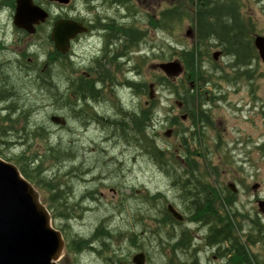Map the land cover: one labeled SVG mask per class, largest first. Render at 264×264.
Segmentation results:
<instances>
[{"label":"flooded vegetation","instance_id":"1","mask_svg":"<svg viewBox=\"0 0 264 264\" xmlns=\"http://www.w3.org/2000/svg\"><path fill=\"white\" fill-rule=\"evenodd\" d=\"M17 1L0 0V115L9 120L7 126L10 131L25 125L38 127L50 134H61L68 129L73 135L100 134L102 138L117 141L114 145L136 146L134 141H124V133L137 131L132 123L141 111L146 117L156 110L155 99H150L149 95L150 85L156 86V83H148V87L144 82L143 93L139 91L142 64L154 63L157 48L161 50L153 42L154 35L159 32L166 38V51L161 50V53L165 54L167 61H173L181 54V59H177L184 66L182 77L177 79L182 83L181 99L176 101L181 120L175 118L171 124L181 127L186 148L179 157L166 159L167 168L163 170L174 193L179 195L175 177L180 178L184 186L192 189L188 191L194 194H218L220 168H215L212 157L222 156L226 151L233 155L229 149L239 147L235 145L252 149L244 159L249 168L256 167L257 156L258 160H264V132L257 137L234 138L229 129L230 118L222 110L226 108L232 117H239L238 113L244 112L245 105L240 107L232 102V98L240 87L251 86L258 76L264 79V61L255 44L258 37H264V0H193L196 10L192 19L174 10L173 6L177 4L173 5L171 0H33L35 6L48 13V18L35 24L30 33L15 23ZM164 3H171V6L155 21L156 17L152 18L150 12H156ZM240 13L244 17H240ZM184 20L193 21L185 34L186 38H193L190 46L186 40L174 39V33L181 31ZM62 23H75L87 30L70 39L64 50L52 38L54 30ZM237 45L241 53L250 49L249 56H241L237 61ZM153 68L157 70L156 65ZM150 79L151 74L147 80ZM153 79L156 81V77ZM167 91L172 93L171 83ZM250 98L253 102L262 101L259 112L264 121V98L258 94H252ZM42 115H45L44 122L39 121ZM54 117L66 123L55 125L52 123ZM25 118H28L27 122ZM149 121L145 130L152 135L156 130L152 125L155 120ZM114 132L116 134L108 136ZM57 145L72 150L77 142L67 144L60 141ZM73 150L76 157L71 162L77 167L75 177L104 179L102 175H96L105 167L100 169L99 165L90 163ZM149 159L158 164L153 157ZM256 173L250 172L249 176L254 178ZM199 181L208 182L209 191ZM255 183L251 188L258 191L261 185ZM230 188L228 184L227 189ZM182 191H179L180 197ZM129 196L128 201L136 205L124 204L120 208L122 213H128L124 218L129 226L139 227L137 221L142 217L154 226L156 222L152 219L159 214L156 207L140 205V191L129 193ZM262 201L264 197L251 192L250 204L244 207L246 264H264ZM179 202L181 204L176 209L184 221L179 222L171 214V222L205 232L212 226V221L218 222L221 210L224 217L232 215L235 223L239 208V199L228 197L225 191V206L214 205V216L208 214L205 221L197 222L190 214L194 210L192 206L185 207L183 200ZM175 234L173 231L172 237L166 239L168 251L174 249ZM130 235L126 229L120 233L121 243L129 245L127 253L122 249V253L117 254L108 246L113 254H100L98 246H95L92 247V255L96 258L90 259L88 264H135L139 254H144V264H231L229 259L232 256L221 259L201 236L196 238L197 246H193L198 252L188 254L161 253L159 248H156L159 253H151L150 246L142 253L140 241L147 240L146 234L139 239Z\"/></svg>","mask_w":264,"mask_h":264},{"label":"rangeland","instance_id":"2","mask_svg":"<svg viewBox=\"0 0 264 264\" xmlns=\"http://www.w3.org/2000/svg\"><path fill=\"white\" fill-rule=\"evenodd\" d=\"M171 2H173V5L177 4L173 6L174 10L180 11L182 14L191 19L193 18L196 10V4L193 0H171ZM170 6L171 3L162 4L161 7L157 8L156 12H150L152 18L155 16V21L158 20L160 13L162 15V13L165 12V10H168ZM252 8L255 9V6L252 5ZM239 16L244 17L242 13H240ZM189 25H193V21L184 20L181 31H176L174 33L175 41L182 39L187 41L188 46L192 45L191 40H193V38L188 39L185 35L186 31L189 29ZM157 30L159 31L160 29L158 28ZM141 33L143 32L141 31ZM162 34L159 32L156 33L154 35L153 42L156 43L157 47H161L160 49L162 51H166L164 48V45L166 44V38L164 37V34ZM157 50L155 52V62L149 64L143 63L140 69V72L142 73V82H146L147 86L148 83L150 84L157 82L154 81L153 76L156 78H161L164 76L160 70H154L153 68L155 65L161 63V61H159L160 59L165 58V54L163 52L161 53V50H158L159 52ZM152 59H154V56ZM176 59L177 58L174 60ZM153 72H156L155 75ZM150 74L152 79L147 80ZM179 80L175 81L176 85H180ZM210 89H212V87L209 88V91ZM156 90L158 97L156 100L158 101L159 105L157 112H159V115H157L158 117L152 124L156 127V130L154 131L155 133H152V136L157 137L159 144L164 149L168 148L172 153L180 156L182 151L185 149V144L181 135V127H179L177 130L176 127L170 125L171 121H173L175 118L181 120L180 114L178 112V103H176L178 100L160 84L159 87L156 86ZM206 91H208V89H206ZM263 93L264 79L258 76L256 81H254L251 86L248 85L247 87H240V91L237 92V95L232 98V102L238 104L240 107L245 105L244 112L242 114L238 113L239 117H232V114L228 113V109L222 108L224 114L228 115L230 118L229 129L232 132L234 138H245L248 137V135L257 137L258 135H262L264 132V121L259 112V105L262 104V101L253 102L250 98V95L252 94H258L264 98V95H262ZM158 99H160V101ZM262 107L264 108L263 105ZM241 116L243 119H240ZM44 117L45 115L40 116L39 121L44 122ZM1 124L4 125L3 122ZM55 129L58 130L57 128ZM168 129H174V135L170 138L165 136V133ZM112 134H116V132L109 133L108 136ZM52 136V142L55 145L60 141H63L67 144L71 141L75 143L77 142V145L72 148V150L75 149V151L80 153L81 156H84V158L90 160V163H96V165H99L100 169L105 167L104 170L100 172V174L96 175L97 177L102 175L104 179L98 178L96 181H93L91 178H89L90 181L86 183H79L77 179L72 177H68L66 180L68 183L66 184L70 186L73 195V197L71 195L72 198L70 197V200H68V203L71 205L79 203V200L82 199V196L86 195L90 191L98 190V200H96V202H92V200L86 201L85 196H83L84 209H82L80 218L78 217L72 219L68 223H65L64 220H60L58 222L60 225H69V233L72 237L80 236L88 239L91 238L98 228L97 225L100 224V221H112L114 227L113 229L118 227L119 230H130L124 226V217L128 216V214H121L117 208L121 202L127 206L136 205L135 202L128 201V197H130L129 193L136 194L139 191L140 195H147L148 193L151 195H156L162 193L166 195L169 200H177L178 197L176 193H174V190H172L169 181L170 179L163 171L162 166L155 164L154 162L153 164L149 159L151 157L140 154V151L136 146H127L125 143L114 145L117 141L108 140L105 137L102 138L100 134L85 133L73 135L72 133H69L68 129L62 131L61 134H52ZM111 139L116 138L112 137ZM235 146L239 147H231L229 149V152L233 151V155H230V153L226 151L225 154H222V156H213L212 158L214 159L213 164L215 165V168H220V187L224 189L225 186L227 187L228 183H236L240 194L238 209L244 211V207L250 204L249 196L251 195V192L264 197V160H258L259 156H257V160L254 163L256 167L249 168V165L245 164L244 159L248 156L252 149L246 148L245 145ZM36 147L40 148V145L37 144ZM168 157L171 158V156ZM230 163H232V165H230ZM61 167L62 171L60 175H64L68 171L69 165L64 164ZM56 170L57 168H53L50 171V179H52V176ZM255 171L257 173L255 176H253L254 178H251L249 173ZM254 179L255 182L261 185V189L258 191L255 190L256 192L251 188L252 185H256ZM248 189L251 192H249ZM46 195L49 196L48 194ZM47 204L49 205V203ZM149 206H156V203ZM85 208L89 211H87ZM160 208L163 207L161 206ZM114 241H117L118 244L117 242L114 243L112 245V249L117 251V254L122 253V249L125 250V253L128 252L129 245H125V243H123L119 247L121 240L117 239ZM151 247V253H159V251L156 250L155 244ZM145 248H147V246ZM95 258L96 255H90L89 253L80 255L76 252H73L67 255L61 263L88 264L90 259L95 260Z\"/></svg>","mask_w":264,"mask_h":264},{"label":"trees","instance_id":"3","mask_svg":"<svg viewBox=\"0 0 264 264\" xmlns=\"http://www.w3.org/2000/svg\"><path fill=\"white\" fill-rule=\"evenodd\" d=\"M236 50L235 57L237 61L239 59L241 60V56L246 57L251 53L250 49L244 50L247 53H241L242 51L239 50L238 45ZM202 53L205 54L204 51ZM188 55L189 54H187V56ZM158 83L164 87L168 83V80L163 77L159 79ZM172 87L180 98V88L175 84H172ZM142 114L143 111L140 112L139 117H136L132 123L137 128V131H131L130 133L125 132L124 137L126 140H129V134H131L132 141L133 138L134 141H137L140 150L144 153L143 155H150L164 168L167 164L166 158L169 152L151 138L149 132L145 130V124L148 126L149 120H153L152 117L155 116H153V114H148V116L144 117ZM156 114L159 115L157 110ZM145 119H147V121L144 123ZM4 121H7V118H4ZM27 121L28 118H25V122ZM52 138L53 136L48 131L41 130L38 127H28V125L10 131L4 122V125H0V158L15 164L22 175L39 189L44 202L46 204L49 203L47 207L52 213L54 225L64 233L69 241L68 250L70 254L73 252L80 254L88 248L91 242L95 241L103 246H108L109 243L113 244L114 240L120 237L117 233L119 232V228L117 227V230L113 229V223L110 221H100V224L97 225L98 228L90 239L80 236L72 237L69 233V225H60L58 223L60 220H64L65 223H68L72 219L80 218L82 209L84 208L79 203L82 204L84 197H82L77 204L71 205L68 203L72 192L66 180L68 177L75 178L74 171L77 170V167L71 162V159L73 160L76 155L74 150L69 149L67 146H58V143L56 145L53 144ZM37 144L40 145V148L36 147ZM64 164L69 165V169L64 175H60L62 171L61 166ZM53 168H57V170L52 176V179H50L49 173ZM80 180H83V178H80ZM176 182L179 184L180 190H183L181 198L186 204L185 207L192 206L194 210H191L190 214L194 216L197 222L200 220L205 221L206 215L208 214L213 215L214 205H216L217 202H219L221 207L223 206V198L220 194L215 201L214 196L209 195L208 192H206L204 196L194 194L191 191L189 192L188 190L192 189L184 186L180 178L176 179ZM198 183L202 185L204 189H208V191L211 188L207 182L199 181ZM195 189L198 188L196 187ZM97 192L98 190L89 192L86 196L88 195V197H90L89 200L96 199L94 197L97 195ZM140 199L142 205L156 203V205L161 204L166 207V205L170 203L162 194H158L157 196L144 195ZM119 205V207H122L123 202ZM86 210L89 211L88 209ZM170 216L171 214L168 212L167 208H164V211L159 217L152 219L157 223L153 227L146 222L144 217L138 219L139 223L145 226L143 231L147 232V240L140 241V251H146V246L151 247L155 244L156 248L161 250V253L181 252L193 254L198 252V250L192 249L194 239L190 231L183 229L180 223L175 222V224H173L170 220ZM235 219L236 221L234 223L232 221V215L224 217L221 214L218 222L212 221V226L206 229L205 239L206 243H209L210 247L215 249V253L221 259H227L229 256H232L231 259H229L231 264H246V230L243 222L245 218L243 215L237 213ZM170 228H172V230H170ZM173 231L177 233L174 236L176 238L174 249L173 251H168V244L165 238L166 235H168L170 239ZM109 252L110 251L106 249L101 253L104 254Z\"/></svg>","mask_w":264,"mask_h":264},{"label":"water","instance_id":"4","mask_svg":"<svg viewBox=\"0 0 264 264\" xmlns=\"http://www.w3.org/2000/svg\"><path fill=\"white\" fill-rule=\"evenodd\" d=\"M47 18L48 14L34 6L32 0H18L16 23L23 29L33 32V26ZM83 30L82 25L62 23L54 30L52 38L64 50L70 39ZM255 44L264 60V37H258ZM158 68L173 79L183 72L179 62L162 63ZM154 94L151 86L152 98ZM53 121L64 123L56 117ZM171 134L169 131L166 136ZM169 209L182 220L172 207ZM65 247L64 236L53 226L51 213L42 203L39 191L22 176L16 165L0 159V264H59ZM143 260V255H138L135 262L143 264Z\"/></svg>","mask_w":264,"mask_h":264},{"label":"bare ground","instance_id":"5","mask_svg":"<svg viewBox=\"0 0 264 264\" xmlns=\"http://www.w3.org/2000/svg\"><path fill=\"white\" fill-rule=\"evenodd\" d=\"M135 43V42H134ZM132 99V98H131Z\"/></svg>","mask_w":264,"mask_h":264}]
</instances>
